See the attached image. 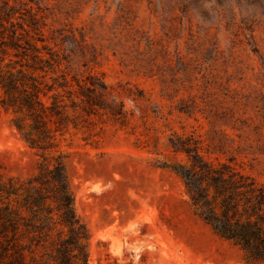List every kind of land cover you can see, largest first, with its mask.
Returning a JSON list of instances; mask_svg holds the SVG:
<instances>
[{"label": "rangeland", "instance_id": "obj_1", "mask_svg": "<svg viewBox=\"0 0 264 264\" xmlns=\"http://www.w3.org/2000/svg\"><path fill=\"white\" fill-rule=\"evenodd\" d=\"M9 3L29 8L68 77L95 73L122 103L124 118L91 114L59 139L89 262L245 264L196 213L171 142L264 180V0ZM11 118L0 107V172L25 179L41 157Z\"/></svg>", "mask_w": 264, "mask_h": 264}, {"label": "trees", "instance_id": "obj_2", "mask_svg": "<svg viewBox=\"0 0 264 264\" xmlns=\"http://www.w3.org/2000/svg\"><path fill=\"white\" fill-rule=\"evenodd\" d=\"M28 11L0 3V107L41 159L25 179L0 172V264H91L59 139L91 114L119 119L125 113L122 103L108 100L113 89L101 76L68 77L61 68L66 55L44 42ZM171 144L186 156L171 167L196 213L240 247L245 264H264V180L238 169L231 157L213 162L182 140Z\"/></svg>", "mask_w": 264, "mask_h": 264}]
</instances>
